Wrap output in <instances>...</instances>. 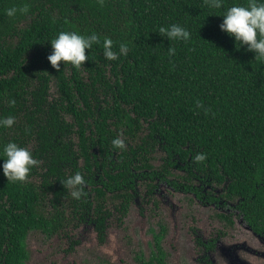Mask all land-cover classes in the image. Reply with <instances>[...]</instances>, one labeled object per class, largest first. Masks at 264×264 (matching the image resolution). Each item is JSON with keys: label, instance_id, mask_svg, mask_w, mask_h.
<instances>
[{"label": "trees", "instance_id": "obj_1", "mask_svg": "<svg viewBox=\"0 0 264 264\" xmlns=\"http://www.w3.org/2000/svg\"><path fill=\"white\" fill-rule=\"evenodd\" d=\"M23 3L27 13L4 14ZM223 11L206 0H0V117H15L0 128V145L15 141L38 161L23 182L0 169L7 264L23 253L29 231L58 224L48 219L49 204L57 218L58 202L77 200L63 179L80 172L91 205L108 184L129 183L131 168L153 167L157 151L198 177H226L235 194L264 210V62L220 29ZM171 23L191 39L170 42L158 32ZM59 31L95 32L100 42L86 49L81 67L60 62L58 70L47 56ZM104 37L117 52L125 43L127 54L107 60ZM115 137L125 147L115 148ZM198 152L203 161L192 159Z\"/></svg>", "mask_w": 264, "mask_h": 264}, {"label": "flooded vegetation", "instance_id": "obj_2", "mask_svg": "<svg viewBox=\"0 0 264 264\" xmlns=\"http://www.w3.org/2000/svg\"><path fill=\"white\" fill-rule=\"evenodd\" d=\"M154 154L153 167L131 168L129 183L108 184L91 205L86 189L58 202L62 217L49 204L58 224L29 231L13 264H264V210L226 177L201 178Z\"/></svg>", "mask_w": 264, "mask_h": 264}, {"label": "clouds", "instance_id": "obj_3", "mask_svg": "<svg viewBox=\"0 0 264 264\" xmlns=\"http://www.w3.org/2000/svg\"><path fill=\"white\" fill-rule=\"evenodd\" d=\"M210 9H221L224 7L223 17L219 27L229 36L233 37L236 47L247 46L249 51L255 53V59L264 62V0H244V2L232 3L224 6V0H206ZM29 11L28 3L20 6H12L4 10L8 17H15L18 13L25 14ZM158 32L171 41H188L191 39L190 31L179 23H171L166 26L161 25ZM100 38L95 33L85 35L77 31H59L51 40L52 51L47 56L50 64L60 69V62L64 66L71 65L79 68L88 60L86 49H92L93 44L99 43ZM127 46L121 42L119 51L113 49V40L110 37L103 38V55L107 60H115L118 55L127 54ZM175 53V48L168 47V55ZM14 103V101H9ZM198 103V106H202ZM207 112V109H205ZM15 122V117H0V128H10ZM112 145L115 148L125 147L124 140L120 137L112 139ZM0 157H3V163L0 165L3 175L8 181L23 182L32 168L38 164L33 157L31 150L26 146H21L15 141H8L0 145ZM204 153H196L192 159L196 162L205 159ZM64 187L71 189L70 195L79 199L83 194L85 184L84 177L80 172H75L63 179Z\"/></svg>", "mask_w": 264, "mask_h": 264}, {"label": "rangeland", "instance_id": "obj_4", "mask_svg": "<svg viewBox=\"0 0 264 264\" xmlns=\"http://www.w3.org/2000/svg\"><path fill=\"white\" fill-rule=\"evenodd\" d=\"M36 244H34L33 246H35ZM38 245V244H37ZM41 247H43V246H41Z\"/></svg>", "mask_w": 264, "mask_h": 264}]
</instances>
